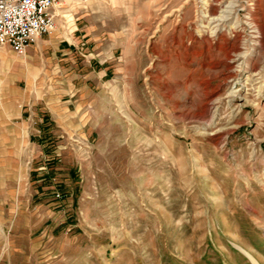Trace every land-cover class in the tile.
<instances>
[{
	"label": "rangeland",
	"instance_id": "1",
	"mask_svg": "<svg viewBox=\"0 0 264 264\" xmlns=\"http://www.w3.org/2000/svg\"><path fill=\"white\" fill-rule=\"evenodd\" d=\"M251 11L59 0L24 53L0 44V264H264Z\"/></svg>",
	"mask_w": 264,
	"mask_h": 264
},
{
	"label": "built area",
	"instance_id": "2",
	"mask_svg": "<svg viewBox=\"0 0 264 264\" xmlns=\"http://www.w3.org/2000/svg\"><path fill=\"white\" fill-rule=\"evenodd\" d=\"M59 0H0V44L17 53L50 33Z\"/></svg>",
	"mask_w": 264,
	"mask_h": 264
},
{
	"label": "bare ground",
	"instance_id": "3",
	"mask_svg": "<svg viewBox=\"0 0 264 264\" xmlns=\"http://www.w3.org/2000/svg\"><path fill=\"white\" fill-rule=\"evenodd\" d=\"M253 5H255V2H253ZM212 15H215L216 13L214 12V10H212ZM211 15V14H210ZM258 17L256 16V13H253L252 11L249 12V16H248V24L251 25V28H253V33H255L256 35H253L254 37H257V41L260 44L264 43V27H262L259 22H258ZM218 32H220V30H218ZM5 48H0V55H2V51H4ZM13 61L12 63H10L11 65H13ZM208 111V109L206 108L202 113H201V117H203L206 112Z\"/></svg>",
	"mask_w": 264,
	"mask_h": 264
}]
</instances>
